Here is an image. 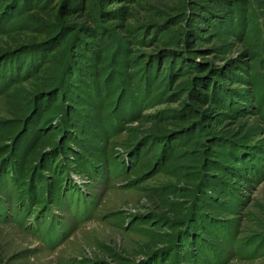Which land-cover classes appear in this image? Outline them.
Returning a JSON list of instances; mask_svg holds the SVG:
<instances>
[{
    "label": "rangeland",
    "instance_id": "rangeland-1",
    "mask_svg": "<svg viewBox=\"0 0 264 264\" xmlns=\"http://www.w3.org/2000/svg\"><path fill=\"white\" fill-rule=\"evenodd\" d=\"M0 64V264H264V0H0ZM196 77L232 108L194 100Z\"/></svg>",
    "mask_w": 264,
    "mask_h": 264
},
{
    "label": "trees",
    "instance_id": "trees-1",
    "mask_svg": "<svg viewBox=\"0 0 264 264\" xmlns=\"http://www.w3.org/2000/svg\"><path fill=\"white\" fill-rule=\"evenodd\" d=\"M84 3V1H83ZM85 6V5H83ZM200 7V6H199ZM201 10H203V12L206 13V15H200V14H197V24L195 25V29L193 30V33H192V36H190V38L194 37V34L197 32V28L198 29H201V28H206V26H211L213 23V21L215 20L214 17H211L209 14H210V10L209 9H203L202 6H201ZM100 13L103 14L104 16H106V18H109V19H112V18H117V16L120 14L119 13V10L118 11H105L103 10L102 8L100 9ZM115 14H118V15H115ZM110 16V17H109ZM115 16V17H113ZM96 20V23L98 24V17L95 18ZM103 30V28L101 29L100 27H98L97 29H89L87 28L85 32H87V36L91 37V38H95L96 40H98L100 38V31ZM84 47L86 46V44H84ZM98 46H101L100 44H97ZM90 52V51H89ZM164 52H168V51H164ZM123 53V52H122ZM116 58V57H115ZM126 60V55L124 53L123 55V61ZM157 65L154 64L153 66L150 64H148L147 66V71L145 73V78L148 80L147 84H151L150 87L145 91V92H148V90H151L153 88V86L155 85V83L157 82L158 80V75L160 74V72L162 71V69L164 68L166 62L164 60L162 61H156ZM187 63V60L185 59H181L180 62L177 63V61L174 63V65H170L169 67V72L170 74L172 73H178L179 75H182V70H183V67L184 65H186ZM181 64V65H180ZM131 64L128 63L127 67H130ZM180 66V67H179ZM4 67V66H3ZM232 65L228 66L227 68H224V69H220L219 71H216L214 73V75L219 78V81H216L218 83V85H220L221 81H224V82H230L231 81V75L233 74V71H232ZM0 68H2V65L0 64ZM191 68H193L191 66ZM194 68H200L199 64H194ZM2 70V69H0ZM6 69L2 70L3 72H6L5 71ZM82 72L83 69H80ZM174 71V72H173ZM71 75H74V76H77V73L76 72H72ZM214 75H212V77H214ZM252 78L254 77L255 80H253L252 78H250V81H249V84L251 85V87H255L256 89L257 88H260V87H264V72H257V73H254L252 74ZM10 77V76H9ZM221 80V81H220ZM214 83H215V80L212 81V80H208L207 77L205 78H202V77H196L194 79V85H195V88L192 90V94L194 95L193 99L194 100H197V101H200V100H204L206 102L208 101H211V102H214L215 104V113L217 115H224V109H230L232 108V106H228L226 104V99L222 98V97H219L220 95H217L214 90H213V86H214ZM219 89V88H218ZM100 93V92H99ZM129 94L128 97H129V100H126L128 102H123L122 104H120V107H119V112H121V116L122 118H120L121 121L123 122H130L132 121L133 119L130 118V114L131 113V110L129 108V104L131 106L134 107L135 105V102L132 103V100L134 101H138V98L134 97L132 94L130 93H127ZM228 95H230L228 93ZM97 96V95H96ZM98 96L102 97L101 94H98ZM109 98H110V95L109 96H103V104H107L108 101H109ZM232 100L235 101L233 102L234 104H238V107H242L243 105H246V100L244 99V97H238V98H235L234 100V97H232ZM138 103V102H137ZM143 102H141L142 104ZM102 104V105H103ZM134 104V105H133ZM140 104V105H141ZM102 109V112H104V115H108L109 114V108H105L104 106H100ZM243 108V107H242ZM234 109V108H233ZM140 111V108H137V112ZM236 111V110H235ZM140 114V112L138 113ZM116 116V115H115ZM114 121V120H112ZM119 121V120H118ZM107 126L105 127L106 128V131L112 136L114 135L115 131L112 130L110 128V121L108 123H106ZM122 128V125H119L118 124V131L121 130ZM117 133V132H116ZM62 152H53L49 158V162L46 163V165L42 168L44 170H53V172L55 173V179L57 181V183L59 184H62L63 185V189L64 191L68 190L69 186L68 184H70V186L72 185V182H71V178H70V175H69V171H71L69 169L68 166L64 165L61 161L56 163L55 166L53 167L52 165V162L54 161L55 158H57L58 156H62L61 155ZM243 154H245V151L243 150L242 151ZM110 160V162H112V156H110L108 158ZM241 160L242 157H241ZM90 165V164H89ZM112 168L116 167L114 166V164H112L111 166ZM17 171L15 172V175L17 177H20V170H19V167L16 165L15 162L13 161H7V165L4 166V172L7 171L8 173H14V171ZM10 171V172H9ZM38 181V183H42V180L41 178L39 179H36ZM48 200V198H46Z\"/></svg>",
    "mask_w": 264,
    "mask_h": 264
}]
</instances>
